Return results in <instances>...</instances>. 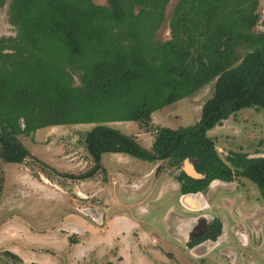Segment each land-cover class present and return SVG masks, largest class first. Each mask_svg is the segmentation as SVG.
<instances>
[{
  "label": "trees",
  "instance_id": "trees-1",
  "mask_svg": "<svg viewBox=\"0 0 264 264\" xmlns=\"http://www.w3.org/2000/svg\"><path fill=\"white\" fill-rule=\"evenodd\" d=\"M6 1L0 0V8ZM168 3L10 0L8 21L16 34L0 37V159L22 163L34 158L72 180L104 172L105 152L149 163L167 160L172 167L190 159L200 177L180 171L182 195L241 176L255 183L264 199V156L231 153L225 161L207 135L240 109L264 112V31L253 30L260 20L258 0H178L168 17L170 38L156 40ZM211 81L214 90L199 120L176 129L154 126L150 148L103 124H148L153 112L191 97ZM78 123L95 124L84 139L92 165L79 174L55 170L19 139L44 127ZM221 232L214 218L187 245L216 241ZM3 254L21 261L10 251Z\"/></svg>",
  "mask_w": 264,
  "mask_h": 264
},
{
  "label": "rangeland",
  "instance_id": "rangeland-1",
  "mask_svg": "<svg viewBox=\"0 0 264 264\" xmlns=\"http://www.w3.org/2000/svg\"><path fill=\"white\" fill-rule=\"evenodd\" d=\"M177 1L169 0L166 18L155 35L156 40L170 38L168 17ZM93 2L107 4V0ZM9 4L10 0H7L0 8V37L16 34L15 27L8 21ZM257 13L260 20L253 30L262 32L264 0H258ZM239 52L244 53V49ZM74 84H79L76 75ZM213 90L214 81H211L191 97L155 111L148 124L136 121L103 124L134 136L142 146L150 148L154 126L176 129L196 123L202 104ZM94 126L78 123L44 127L31 136L20 135L19 139L33 156L55 170L79 174L92 165L84 139ZM207 135L213 139L219 156L225 161L231 153L264 156V112L254 107L240 109L209 130ZM193 163L187 159L178 167H172L167 160L149 164L130 156L105 152L101 155V164L106 171L98 173L95 182L94 179L72 180L60 176L34 158L22 163L0 159V264H24L22 260L28 264L32 261L25 257L30 252L35 253L36 264H46L40 261L78 264L75 253H66L67 245L77 242V235L63 237L60 234L66 225L60 221L73 209L96 229V232L87 231L80 240L88 244L92 254L95 253L99 260L97 264H264V199L257 185L237 176L232 182L210 183L205 192L182 195L177 175L187 169L193 173ZM152 164V171L145 175ZM105 176L109 182L116 180L108 186L111 190L106 189L111 191L112 201L103 205L95 199L83 204L82 199L75 198L74 204V191L78 185L93 189L101 182L100 186L105 190L102 185ZM128 181L130 185L142 183L139 191L131 190ZM123 183L128 187H123ZM45 185L63 195L49 192ZM106 194L102 196L108 199ZM97 209L101 211L99 214ZM116 216V222L109 227L108 221ZM214 218L222 225L218 239L189 247L187 242L204 231ZM129 225H133L131 230ZM13 250L17 251L21 261L4 256V251Z\"/></svg>",
  "mask_w": 264,
  "mask_h": 264
},
{
  "label": "crops",
  "instance_id": "crops-1",
  "mask_svg": "<svg viewBox=\"0 0 264 264\" xmlns=\"http://www.w3.org/2000/svg\"><path fill=\"white\" fill-rule=\"evenodd\" d=\"M154 113V112H153ZM152 113V114H153ZM151 114V115H152ZM52 127H55V126H51V127H49V128H52ZM39 130V129H38ZM112 154H119L120 156L121 155H124V156H129V155H126V154H122V153H112ZM89 156V155H88ZM131 157V156H130ZM134 158V157H133ZM136 160H138L137 158H135ZM139 161H142V160H139ZM89 159H87V164H89ZM128 162H131V161H128ZM142 162H146V161H142ZM146 163H149V162H146ZM149 164H151V163H149ZM153 164H152V166L147 170V172L145 173V175H148L149 173H150V171H152V168H153ZM104 167V166H103ZM104 169H105V167H104ZM105 171H106V169H105ZM106 173V172H105ZM122 174H120L119 176H121ZM42 177H44V176H42ZM121 177H123V176H121ZM98 178V174L97 175H95L94 177H92V178H88L89 180H92V179H94L95 180V182L96 181H98V180H96ZM104 179H105V182L102 184L104 187H105V190H103V187H101L100 186V184H101V182H100V184H97V186H94V188L93 189H89V188H84L83 186H80V185H78L76 188H75V191H74V196H76V197H74V204H75V198H77V199H79V200H81L82 199V201H83V204H88L89 202H92L93 200H95V199H97V200H99V202H101V203H103V205H107V201H112L110 198L112 197V193H111V187H109L108 188V186H111V184L112 183H114L116 180L115 179H110V182H109V178L108 177H104ZM87 180V179H86ZM85 180V181H86ZM85 181H84V183H85ZM87 182V181H86ZM88 182H90V181H88ZM123 182V180L121 181V183ZM213 182H215V181H213ZM125 183H123L122 184V186L123 187H128V186H125L124 185ZM127 184H129V186H130V188H132L131 190H134L135 192H137V191H139V190H137L138 188H139V185L140 184H142V183H133L132 185H130L131 183L128 181V183ZM46 186V188L48 189V191L49 192H52V193H55V194H57V192L58 191H54L53 190V188H51V187H49V185H45ZM141 186V185H140ZM108 189H110L109 190V192L107 191ZM137 190V191H136ZM103 193H107L106 194V196L108 197V199L105 197V195L104 196H102V194ZM109 193H110V195H109ZM58 194H62V192H58ZM63 195V194H62ZM61 195V196H62ZM186 195V194H185ZM45 196H46V194H45ZM83 196L85 197V198H83ZM51 197H53L52 195H51ZM183 197V196H182ZM181 197V198H182ZM141 200V199H140ZM140 200H138V203H140L139 201ZM181 202H182V199H181ZM100 204V203H99ZM101 206H102V204H100ZM98 210V214L101 212V211H99V209H97ZM101 210V209H100ZM98 216V215H97ZM126 217V216H125ZM127 218V217H126ZM116 220H117V216L116 217H113V218H111V220H109L108 221V225H109V227L114 223V222H116ZM61 223L60 224H66L65 225V227H62V228H64V229H62L61 231H60V234L64 237V236H67V235H69V236H71L72 234H74V235H77V242H75V245H67V247H66V253L67 252H69V254L70 253H75L76 254V257H78V259H79V263L78 264H97V261H99V260H97L96 258V255H95V253L94 254H92V252L90 251L91 250V248L88 246V244L86 245V243L84 242L83 243V241H81L80 239H83L82 237L84 236V235H86V233H87V231H91V230H93V231H95L96 232V229L90 224V222L88 221V220H86V219H84L82 216H81V214H80V212L79 211H76L75 209H73V211H72V213L70 214V213H66V214H64V216H63V219L60 221ZM59 224V223H58ZM131 224V223H130ZM59 227H61V225H58ZM132 226L133 225H129L128 227H129V229L131 230V228H132ZM120 228V227H119ZM123 230H126V229H124L123 228ZM117 231V230H116ZM85 237V236H84ZM14 254H17L16 252L17 251H12ZM33 255H35V253H31L30 252V254H27L26 255V259H28V260H30V261H32V262H30V263H37L35 260H33ZM135 255H136V253H135ZM19 258H21L19 255H17ZM134 256V255H133ZM46 257H53V256H46ZM54 258V257H53ZM47 259V258H46ZM21 260H22V258H21ZM50 260V259H49ZM51 260H53V259H51ZM67 260L69 261V260H71V258H67ZM73 260V259H72ZM57 261V260H56ZM22 262L24 263V264H27V263H25L23 260H22ZM40 262H43V263H45L46 262V264H50V263H48L47 261H40ZM30 263H28V264H30ZM53 264H54V262H53Z\"/></svg>",
  "mask_w": 264,
  "mask_h": 264
},
{
  "label": "water",
  "instance_id": "water-1",
  "mask_svg": "<svg viewBox=\"0 0 264 264\" xmlns=\"http://www.w3.org/2000/svg\"><path fill=\"white\" fill-rule=\"evenodd\" d=\"M186 171H188V170H186ZM190 172H191V171H190ZM192 172H193L192 174H195V171H194V170H192Z\"/></svg>",
  "mask_w": 264,
  "mask_h": 264
},
{
  "label": "flooded vegetation",
  "instance_id": "flooded-vegetation-1",
  "mask_svg": "<svg viewBox=\"0 0 264 264\" xmlns=\"http://www.w3.org/2000/svg\"><path fill=\"white\" fill-rule=\"evenodd\" d=\"M210 224H211V223H210ZM208 227H209V226H208ZM208 227H207V228H208ZM207 228H206V229H207Z\"/></svg>",
  "mask_w": 264,
  "mask_h": 264
},
{
  "label": "bare ground",
  "instance_id": "bare-ground-1",
  "mask_svg": "<svg viewBox=\"0 0 264 264\" xmlns=\"http://www.w3.org/2000/svg\"><path fill=\"white\" fill-rule=\"evenodd\" d=\"M189 168V167H188ZM188 170V169H187Z\"/></svg>",
  "mask_w": 264,
  "mask_h": 264
}]
</instances>
